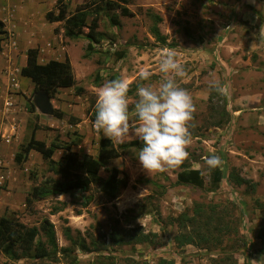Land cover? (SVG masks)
Here are the masks:
<instances>
[{
    "label": "rangeland",
    "instance_id": "rangeland-1",
    "mask_svg": "<svg viewBox=\"0 0 264 264\" xmlns=\"http://www.w3.org/2000/svg\"><path fill=\"white\" fill-rule=\"evenodd\" d=\"M57 2L0 0V21L9 33L0 53V133L11 122L17 129L15 136L0 134V219L13 212L25 225L41 227L47 218L55 226L60 249L69 245L67 229L74 238L80 233L87 241L91 237L100 240V233L106 231V245H110V227L117 223L122 229H141L153 240L112 246L97 253L78 249L77 264H109L112 252L117 255L113 262L118 264H159L162 259L175 264H219L216 260L228 257L237 264H264L259 253L261 243L256 238L264 220V210L257 205V201L264 203V0H132L128 5L122 4L130 16H123L120 10L99 16L96 30L103 38L100 44H94L95 50L88 58H85L89 45L85 37L87 29L80 38L69 39L64 35V23L46 20V14L56 9ZM65 2L70 14L79 7L94 10L103 3L102 0ZM114 17L117 25L112 21ZM92 20L88 18V25ZM155 26L160 38L152 32ZM29 49H38L42 62L63 61L68 57L75 87L85 91L82 95L74 87L60 91L52 104L54 112L61 111L64 116L62 120L46 116L44 122L48 127L40 124L39 116L32 110L35 95L27 88L34 85L20 74ZM166 51L173 52L185 68L187 74L179 84L190 92L196 106L189 156L184 163L164 171L147 172L136 159L140 144L129 148L123 157L109 161L100 171L104 179L113 168L122 172L120 178L124 173L128 175V186L117 198L110 201L101 185H92L87 192L51 195L29 205L27 195L35 186L51 188L55 181H63L59 173L62 157L70 152L81 157L97 156L99 140L104 135L97 132L90 118L95 116L100 87L111 79L127 80L131 109L137 99L139 73L150 71L149 83L157 86L161 79L158 65ZM213 81H226L229 85L221 94L226 96L232 120L220 128L209 124L211 98H215L213 105H217L216 92L209 87ZM9 97L14 101L10 110ZM134 119V114L130 115V121ZM35 125L45 127L38 135L42 140L48 145L55 142L59 147L53 157L56 165L40 154L30 155L20 164L15 161L16 153L29 141ZM136 140L130 135L121 143ZM211 155H219L222 161L218 167L224 178L217 188L211 185L213 169L205 164ZM185 168L199 169L203 183L177 185V174ZM232 172L251 183L233 184L229 179ZM197 204L228 207L232 220L241 222L238 233L225 237L221 247L212 252L192 245L178 248L174 241L178 232L175 219ZM42 237L39 239L45 241ZM247 240L253 241L251 247L244 244ZM58 260L27 258L15 264L70 262L61 253ZM5 261L0 259L1 263Z\"/></svg>",
    "mask_w": 264,
    "mask_h": 264
},
{
    "label": "trees",
    "instance_id": "trees-1",
    "mask_svg": "<svg viewBox=\"0 0 264 264\" xmlns=\"http://www.w3.org/2000/svg\"><path fill=\"white\" fill-rule=\"evenodd\" d=\"M132 0H102V4H97L94 10L87 7H79L75 13L70 14L68 5L65 0H58L56 9L46 14V20L50 23H64V35L69 39H78L84 35L89 41L86 48L85 58H88L91 52H94V44H100L103 38L101 33L96 30L99 16L104 12H113L120 10L123 16H130L127 7ZM92 17L91 25H88V18ZM114 24H118V20L112 18ZM152 32L157 38H160L157 27H153ZM8 31L5 24L0 21V53L3 49V42L8 37ZM187 35L191 37V33L187 31ZM122 57V55H120ZM120 57V58H121ZM27 63L21 68L22 77L29 78L34 84V94L46 93L49 98H54L60 88H75L78 95L84 94V89L76 86V80L73 72V66L68 57L65 60H50L46 64H38L39 50L29 49L27 51ZM217 105H213L211 98V120L210 126L215 128L224 127L232 120V114L227 109L226 96L216 93ZM94 103V102H93ZM33 107V105H32ZM33 110V108H32ZM54 116L62 119L64 114L56 111ZM95 116L90 118L93 123ZM40 125L31 128V137L29 141L23 145L16 153L15 161L20 164L25 161L30 152H38L45 161L52 165H56L53 157L59 149L55 142L47 145L45 142L36 138L37 130L41 129ZM98 132V131H97ZM101 134V132H98ZM139 140L129 143H119L115 145L113 141L106 137L99 140V150L97 156L86 154L81 157L77 152H70L62 157L63 165L59 169V173L63 179L62 182L55 181L51 188L44 186H35L31 193L27 195L28 204L48 198L51 195H61L63 193H74L75 191L87 192L91 190L92 185H101L104 196L110 201L117 198L120 192L128 186V175L123 174V178L119 176L122 172L118 168H113L108 176L104 179L100 176L101 169L108 164L109 161L123 157L129 148L139 147ZM58 164V163H57ZM223 171L217 167L212 170L211 185L217 188L223 181ZM230 181L242 186L250 184L251 181L240 177L236 173H230ZM203 183L202 172L199 169L185 168L177 174V185H194L199 186ZM254 187V183L252 184ZM258 207L264 210V203L257 201ZM58 211V209H56ZM54 214V213H52ZM231 211L223 205L197 204L190 212L187 210L181 213L174 221L177 226V234L174 241L178 248L192 245L199 249H205L212 252L223 244V240L227 236L238 233L239 221L232 220ZM244 225V224H243ZM110 245H106V231H102V238L87 241L80 233L76 238L70 233V229L66 230V238L69 245L63 249L59 248L55 226L49 219H44L41 227L27 226L22 223L15 213H7L0 219V259L6 261L0 264H15L27 258H33L37 261H53L58 262V254L61 253L69 264H77L78 258L75 252L79 249L86 253H97L111 249L112 246H124L127 244L137 245L152 242L153 240L141 229H122L119 224L110 227ZM43 236V237H42ZM44 238L45 241L39 239ZM257 239L260 240V255L264 259V220L259 226ZM244 244L251 247L253 241H245ZM117 258L115 252H112L109 264H118L113 262ZM106 259V258H105ZM219 264H237L232 257L216 260ZM136 264V262H134ZM159 264H175L172 260L162 259Z\"/></svg>",
    "mask_w": 264,
    "mask_h": 264
},
{
    "label": "clouds",
    "instance_id": "clouds-1",
    "mask_svg": "<svg viewBox=\"0 0 264 264\" xmlns=\"http://www.w3.org/2000/svg\"><path fill=\"white\" fill-rule=\"evenodd\" d=\"M158 68L161 79L155 87L149 83L150 71L139 73L137 99L131 109L128 81L115 78L105 82L98 91L93 122L98 132L117 143L134 135L142 145L136 159L147 172L164 171L184 163L189 156L190 128L196 112L190 92L179 84L187 73L174 53L164 52ZM228 86L226 81H213L209 87L216 93H223ZM133 114L135 119L130 121ZM221 163L219 155L205 160L210 170Z\"/></svg>",
    "mask_w": 264,
    "mask_h": 264
},
{
    "label": "crops",
    "instance_id": "crops-1",
    "mask_svg": "<svg viewBox=\"0 0 264 264\" xmlns=\"http://www.w3.org/2000/svg\"><path fill=\"white\" fill-rule=\"evenodd\" d=\"M54 60H56V59H54ZM50 60H48L47 62H49ZM61 61V60H60ZM47 62H42L41 61V59L39 58V60H38V64H46ZM29 79V78H28ZM29 80H31V79H29ZM32 82V81H31ZM32 84H33V82H32ZM34 85V84H33ZM20 86V85H19ZM17 87H18V85H17ZM22 87V86H21ZM27 89H32L33 90V94H34V87H31L30 88V85L28 86V88ZM65 89H68V88H60L59 89V92H58V94L54 97V98H49L50 100V105L52 106V112L50 113H47L46 112V109H40L39 107H38V105L36 104V102H35V100H36V98H37V96L39 97V94H34L35 96H33V99H32V102H33V110H35L36 111V114L39 116V118H40V124L42 125V126H45V127H48V126H46L45 124V122H44V118L46 117V116H52V117H54L55 119H57V120H62V119H58V118H56L55 116H54V108H53V104H52V100L54 101L56 98H58L59 97V93H60V91H62V90H65ZM10 98V101H7V103H9V107H8V109L10 110V108L13 106V103H14V101H13V99H11V97H9ZM30 113H32V111L30 112ZM10 125L8 126L7 124H6V128L5 129H3V131H2V133H0V134H2V135H5V136H7V137H11V136H15L14 134V128H16L15 127V124H14V126H13V123L11 122V123H9ZM45 127H42L41 129H39V130H37L38 132H36V138L38 139V140H40V141H43V142H45L44 140H42L38 135L40 134V132L41 131H43V130H45ZM17 132V131H16ZM46 143V142H45ZM52 143V142H51ZM47 144V143H46ZM48 145V144H47ZM50 145V144H49ZM34 152V153H33ZM34 154H39V153H37V152H35V151H32V152H30V154H29V156L30 155H34ZM28 156V157H29Z\"/></svg>",
    "mask_w": 264,
    "mask_h": 264
},
{
    "label": "water",
    "instance_id": "water-1",
    "mask_svg": "<svg viewBox=\"0 0 264 264\" xmlns=\"http://www.w3.org/2000/svg\"><path fill=\"white\" fill-rule=\"evenodd\" d=\"M49 97L46 93H39V97L37 96L35 102L40 109H46L47 113L52 112V106L50 105Z\"/></svg>",
    "mask_w": 264,
    "mask_h": 264
},
{
    "label": "built area",
    "instance_id": "built-area-1",
    "mask_svg": "<svg viewBox=\"0 0 264 264\" xmlns=\"http://www.w3.org/2000/svg\"><path fill=\"white\" fill-rule=\"evenodd\" d=\"M15 86H16V88H17V84H16ZM7 105H9V103H7ZM13 130H14V133H16V130H17V129L14 128ZM8 141H10V140L8 139L7 142H8Z\"/></svg>",
    "mask_w": 264,
    "mask_h": 264
}]
</instances>
